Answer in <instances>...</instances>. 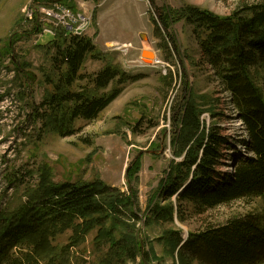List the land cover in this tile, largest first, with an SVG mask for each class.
<instances>
[{"label": "trees", "instance_id": "obj_1", "mask_svg": "<svg viewBox=\"0 0 264 264\" xmlns=\"http://www.w3.org/2000/svg\"><path fill=\"white\" fill-rule=\"evenodd\" d=\"M40 1L45 5L59 1L77 10L73 1ZM151 1L155 6V0ZM157 10L160 20L153 19L155 32L164 40L165 32L175 23L185 20L193 25L200 50L214 76L230 93L249 138L244 146L248 155L235 157L233 170L225 172L223 167L228 165L224 148L229 137L222 133L218 122L208 127L202 120L206 112L203 104L195 97L188 99L179 131L171 139L173 154L182 158L171 160L159 190L150 198L144 214L147 227L175 224L177 218L185 223L194 213L204 214L247 197H264V88L255 76L257 70L264 69V0L244 4L229 15L193 4L181 8L164 5ZM32 31L37 33L39 26H32ZM13 35L8 40L10 49L15 37L22 36L18 32ZM167 37L178 49L175 38L169 33ZM166 45L172 52L167 40ZM48 47L53 71L47 76L44 95L49 113L45 124L61 136L75 134L77 120L99 118L124 86L138 79L111 61L92 37L66 36L60 29ZM4 52L0 50V68ZM89 58L105 61V65L85 80L82 70ZM30 66L17 65L16 71L25 72ZM111 84L113 88L107 90ZM209 111L213 119L219 115ZM140 168L138 159L129 171L126 193L100 178L58 183L49 164L40 166L39 182L28 190L27 200L0 211V264L70 263L66 256L70 249L83 243L93 230H97L95 244L109 246L104 264L136 261L138 256L140 264H151L150 256L155 259L157 255L154 245H149L145 231L138 229L145 237L135 234L141 210L133 179ZM68 230L73 231L69 243L62 248L54 245L52 241ZM158 240L173 256L172 264H264V215H239L224 223L206 224L190 231L187 238L182 229L165 228ZM26 246L29 251L25 258L13 259L14 252Z\"/></svg>", "mask_w": 264, "mask_h": 264}, {"label": "rangeland", "instance_id": "obj_2", "mask_svg": "<svg viewBox=\"0 0 264 264\" xmlns=\"http://www.w3.org/2000/svg\"><path fill=\"white\" fill-rule=\"evenodd\" d=\"M71 1L78 2V8L92 15L93 22L86 36L92 37L111 61L138 79L127 83L120 96L99 118L77 120L76 133L61 136L45 124L49 113L43 103L48 90L47 76L53 71L48 46L56 36L45 33L37 37L32 24L24 20L25 10L31 8L32 2L39 6L44 3L40 0H0V50L6 55L0 68V211L27 200V192L38 184V169L44 164H49L53 179L58 183L100 178L109 186L128 193L129 171L140 159V171L133 179L141 210L135 234L145 237L138 229L145 231L149 245H154L157 255L155 259L150 256L151 264L174 262L173 256L165 252V245L158 240L165 228L182 229L183 237L187 238L190 231L199 230L206 224L224 223L239 215H264V197L253 196L218 206L204 214L194 213L185 223L177 218L175 224L147 227L144 217L150 198L159 190L171 160L182 158L173 154L171 139L179 131L186 101L191 97L203 104L206 112L202 120L207 126L218 122L222 133L229 137L224 148L228 166L223 170L227 172L226 167H230L231 172L234 158L248 155L244 149L248 132L230 93L214 76L203 56L193 25L183 20L169 30L178 49L165 32L166 40L172 46L171 52L166 40L156 36L153 19L160 18L157 9L164 5L181 8L193 4L219 15H229L244 4L258 0H155L156 7L149 0H68ZM15 32L22 36L15 37L10 49L8 40ZM143 50L155 51L158 62L149 54L143 58ZM24 63L31 66L25 72H17L16 66ZM104 65L105 61L89 58L82 70L85 80ZM255 76L264 88V69L257 70ZM113 86L111 84L107 90ZM210 109L219 114L216 119ZM72 234L73 231L68 230L52 242L65 247ZM96 235L97 230H93L83 243L72 247L66 255L70 263L63 261V264H104L102 261L109 246L98 247L94 241ZM121 236L118 233V237ZM144 242L148 246L145 238ZM27 251V246L17 249L13 259L23 260ZM140 259L138 256L136 261L112 264H140ZM194 264L202 263L195 261Z\"/></svg>", "mask_w": 264, "mask_h": 264}, {"label": "built area", "instance_id": "obj_3", "mask_svg": "<svg viewBox=\"0 0 264 264\" xmlns=\"http://www.w3.org/2000/svg\"><path fill=\"white\" fill-rule=\"evenodd\" d=\"M24 20L32 26H39L37 37H41L45 33L57 36L60 29L65 30L66 36H84L88 33L93 22L91 14L82 10H74L59 1L41 6L32 2L31 8L25 10Z\"/></svg>", "mask_w": 264, "mask_h": 264}, {"label": "water", "instance_id": "obj_4", "mask_svg": "<svg viewBox=\"0 0 264 264\" xmlns=\"http://www.w3.org/2000/svg\"><path fill=\"white\" fill-rule=\"evenodd\" d=\"M149 1H150V3L152 4V1H151V0H149ZM158 20H160V18H158ZM146 54H149V55L152 56L153 58L155 57V59H156V57H157L155 51H151V50H143V52H142V56H143V58H145V55H146ZM141 153H142V152H141ZM232 166H234V165H232Z\"/></svg>", "mask_w": 264, "mask_h": 264}, {"label": "bare ground", "instance_id": "obj_5", "mask_svg": "<svg viewBox=\"0 0 264 264\" xmlns=\"http://www.w3.org/2000/svg\"><path fill=\"white\" fill-rule=\"evenodd\" d=\"M111 44V43H110ZM153 61H155V62H158L156 59H155V57L152 59ZM231 168L230 167H226V170L227 171H229Z\"/></svg>", "mask_w": 264, "mask_h": 264}, {"label": "crops", "instance_id": "obj_6", "mask_svg": "<svg viewBox=\"0 0 264 264\" xmlns=\"http://www.w3.org/2000/svg\"><path fill=\"white\" fill-rule=\"evenodd\" d=\"M77 1V0H76ZM78 2H75V4L77 5ZM80 5H83V2L79 1ZM77 10H82L80 8L77 7Z\"/></svg>", "mask_w": 264, "mask_h": 264}]
</instances>
